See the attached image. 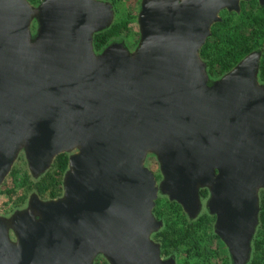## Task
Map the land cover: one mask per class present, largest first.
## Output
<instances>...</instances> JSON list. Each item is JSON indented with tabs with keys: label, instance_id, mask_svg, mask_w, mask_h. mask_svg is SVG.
Segmentation results:
<instances>
[{
	"label": "water",
	"instance_id": "obj_1",
	"mask_svg": "<svg viewBox=\"0 0 264 264\" xmlns=\"http://www.w3.org/2000/svg\"><path fill=\"white\" fill-rule=\"evenodd\" d=\"M242 1L141 0L136 47L97 51L110 2L0 0V186L21 151L35 178L68 154L60 196L0 215V264H175L153 239L155 201L195 219L202 189L232 264L248 262L264 190L261 53L215 80L200 57Z\"/></svg>",
	"mask_w": 264,
	"mask_h": 264
},
{
	"label": "trees",
	"instance_id": "obj_2",
	"mask_svg": "<svg viewBox=\"0 0 264 264\" xmlns=\"http://www.w3.org/2000/svg\"><path fill=\"white\" fill-rule=\"evenodd\" d=\"M29 1L38 3L40 0ZM240 7L253 8L257 12L242 16L222 11L221 21L212 25L211 34L200 49V56L207 66L219 64L221 69L229 70L246 54L262 49L258 78L264 82V4L259 5L256 0L242 1ZM126 24L125 21L113 23L108 29L96 33L93 36L94 49L100 51L115 37L126 33L129 30ZM67 164L68 154H59L31 186L43 198H57L62 193ZM207 193L202 189L200 197ZM153 214L163 221V227L153 235L160 244L162 256L176 254L177 258L188 263L195 260L196 264H231L225 245L214 234L215 218L207 211L191 220L183 216L181 206L175 201L157 198ZM251 254L247 264H264V190L260 191L258 223L251 241Z\"/></svg>",
	"mask_w": 264,
	"mask_h": 264
},
{
	"label": "rangeland",
	"instance_id": "obj_3",
	"mask_svg": "<svg viewBox=\"0 0 264 264\" xmlns=\"http://www.w3.org/2000/svg\"><path fill=\"white\" fill-rule=\"evenodd\" d=\"M104 1H108L112 4L113 11H114L113 23L125 21V22H127L126 25L129 28V30L126 33H121L119 36L115 37L114 41H122L128 49L133 50L136 47L138 40H139L137 17H138V12H139V8H140V1L141 0H104ZM32 4H37V3H32ZM256 12L257 11L253 8L241 9V7H240V11L238 13H236V12H234V13H236V15L249 16V15L256 13ZM35 30H36V23H33L32 24V32H35ZM259 51L261 53V56H260V60H261V58L263 56V51H262V49H259ZM259 65H260V62H259ZM206 70H207L208 76L211 80L218 79L223 74H225L227 71H229L226 69H221V66H219V64H214L212 66L206 65ZM212 71H213V73H212ZM258 74H259V70H258ZM258 81L260 83L264 84V82L260 81L259 78H258ZM145 165L152 171L157 182L161 181L162 175H161L160 170H159L158 161L154 155H152V154L147 155V157L145 159ZM10 175H12V176H10ZM39 177L35 178L31 175L29 168H28V164L26 161L25 154L23 151H21L18 154V156H17L16 160L14 161L9 173L7 174L6 178L4 179L3 183L0 186V215L4 216V217H8L15 210H19V209L24 208L27 204V200H28L29 196L32 193L37 194L38 197H40L43 200H47L46 198L41 197L37 193V191L32 187L33 184L36 181H38ZM31 183H32V186H31ZM260 191H259V197H260ZM157 198H161L163 201H165L166 198L168 199L167 196H165L161 193H158ZM208 198H209L208 193L206 195L201 196V198H200L201 207H200V211H199L198 215L205 212V211L208 212V209L206 207V202H207ZM182 213H183L184 217L188 218L186 213L183 210H182ZM156 219H158L162 222V226H161V228H162L163 227L162 219L159 218L158 216L156 217ZM191 220H193V219H191ZM251 256H252V254H251V250H250L249 259L251 258ZM168 257H172L175 261V264H178V263L179 264H182V263H184V264H196L195 260H191L188 263L181 258H177L176 254L169 255V256H166L164 258H168ZM249 259H248V261H249ZM93 264H108V262L104 259V257H102L101 255H98L94 259ZM231 264H232V262H231Z\"/></svg>",
	"mask_w": 264,
	"mask_h": 264
}]
</instances>
